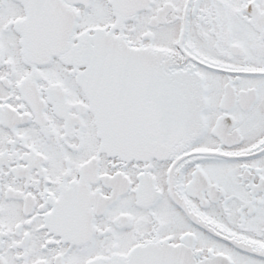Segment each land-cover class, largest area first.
I'll return each instance as SVG.
<instances>
[{
  "label": "snow or ice",
  "instance_id": "obj_1",
  "mask_svg": "<svg viewBox=\"0 0 264 264\" xmlns=\"http://www.w3.org/2000/svg\"><path fill=\"white\" fill-rule=\"evenodd\" d=\"M0 264H264V0H0Z\"/></svg>",
  "mask_w": 264,
  "mask_h": 264
}]
</instances>
